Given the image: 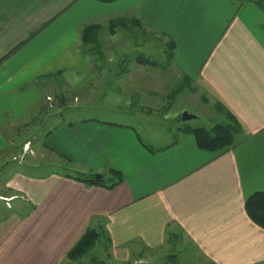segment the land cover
Wrapping results in <instances>:
<instances>
[{"label":"crops","instance_id":"1","mask_svg":"<svg viewBox=\"0 0 264 264\" xmlns=\"http://www.w3.org/2000/svg\"><path fill=\"white\" fill-rule=\"evenodd\" d=\"M125 14L166 45L173 41V73L239 120L243 133L232 146L201 149L178 130L174 141L154 147L133 123L66 118L76 99H58L70 110L50 120L48 79L64 77L78 90L100 71L82 49L83 27ZM0 59V200L13 209L0 216V264H65L92 226L106 230L120 264L133 253L148 259L169 236L192 245L196 264H264V228L245 208L264 191L263 7L250 0H0ZM142 69L116 71L143 76ZM42 101L51 123L34 134L32 114ZM39 155L61 166L65 156L74 169L105 178L115 169L124 180L110 188L58 171L37 174L29 169L45 165ZM169 260L176 264L177 253Z\"/></svg>","mask_w":264,"mask_h":264},{"label":"rangeland","instance_id":"2","mask_svg":"<svg viewBox=\"0 0 264 264\" xmlns=\"http://www.w3.org/2000/svg\"><path fill=\"white\" fill-rule=\"evenodd\" d=\"M108 20H105L104 25H107ZM101 35L103 36L105 57L98 62L99 66L103 68L90 83L93 84L84 85L82 88L74 90L64 77L56 76L54 79H48L50 84H46L44 87L45 99L49 101L48 107L45 108L46 103L42 101L41 107L33 110L32 131L34 134L38 133L41 125L43 127L48 122L51 123L46 119L47 114L43 112L45 109L51 120L57 111L69 112L70 104L69 107H66V104L75 99L79 101L72 104L79 107L73 108L71 115H66V118L96 117L102 120L133 123L138 126L142 139L154 147L168 144L181 136L183 133H179L178 128L182 125L212 128L226 119V114L219 111L214 103L206 100L194 83H188L185 88L180 90L179 83L181 84L182 79L186 78L173 73L174 61L172 58L167 59L166 57L168 45L162 35L157 34L149 27L141 29L136 27L135 34L123 27L119 28L116 34H110L107 29H104ZM140 54L156 61L157 65L137 63L136 57ZM140 67L147 72L143 76L136 73L121 77L116 71L121 68L137 69ZM161 70L164 73L159 75ZM163 82L165 85L159 86ZM174 96L175 99L172 100ZM58 99L64 100L66 104L58 107L56 104ZM129 102L130 105H128ZM184 111L195 115V117L183 120L181 114L183 115ZM22 128V125L19 126L18 132L24 131ZM38 137H41V134ZM24 148L29 150L31 147L27 144ZM36 159H43L45 165L38 169L30 168L31 172L37 174H46L51 171L76 173V170L67 162L61 166L40 155ZM47 162L49 163L46 164ZM11 165L18 164L12 162ZM14 208L16 209L15 205ZM12 210L8 209L5 202L0 200V216L8 214ZM191 246L187 242L179 244L176 237L169 236L168 242L150 253L148 259L138 260L137 254L133 253L128 264H173L169 257L175 253L179 258L176 264H196L193 259L196 256V251ZM94 257L103 261V264H120L111 256L106 233H103L100 242L90 253L81 257L74 264H96L93 261ZM69 263L66 261L65 264Z\"/></svg>","mask_w":264,"mask_h":264},{"label":"trees","instance_id":"3","mask_svg":"<svg viewBox=\"0 0 264 264\" xmlns=\"http://www.w3.org/2000/svg\"><path fill=\"white\" fill-rule=\"evenodd\" d=\"M104 2H112L115 0H100ZM261 7L264 8V0H250ZM125 28L131 33H136V27L138 29L142 28V21L135 15H118L116 17H111L107 25L98 22H91L86 24L82 30V49L84 53L90 55L95 60L96 68L101 70L103 67L99 66V61L105 57V47L102 39V31L107 29L110 34H116L119 31V28ZM174 48L175 45L171 41L167 46L166 57L167 59H173L174 57ZM3 59V58H2ZM0 59V63L2 61ZM136 62L142 65H153L156 66L157 62L153 61L151 58L146 57L144 54H140L136 57ZM45 78V76L39 77V79ZM190 78L182 79L180 85V90L185 88V85L191 83ZM219 111H223L221 107H217ZM182 118V114H181ZM178 130L184 133L193 134L198 146L201 149L210 150V151H220L225 148L232 146L238 139V137L243 133V128L239 120L228 111L226 113V119L223 122L217 123L212 128L206 127H193L189 124L182 125ZM151 148V147H150ZM63 156V155H62ZM68 164H71V160L63 156ZM76 170V169H75ZM114 175V178H105L98 180L95 178V173H86L80 170H76L75 174L65 173L66 175L72 176L73 178L88 183V184H97L107 187H114L124 180V175L121 171L110 169V172ZM246 212L249 217L259 226L264 228V191H256L252 193L245 202ZM103 233H106V230L98 229L94 226L88 228L86 233L82 238L68 251L66 255V261H69V264H74L81 257L90 253L100 242ZM107 240L111 244V237L107 234ZM65 261V263H66ZM94 263L103 264V261L93 258Z\"/></svg>","mask_w":264,"mask_h":264},{"label":"water","instance_id":"4","mask_svg":"<svg viewBox=\"0 0 264 264\" xmlns=\"http://www.w3.org/2000/svg\"><path fill=\"white\" fill-rule=\"evenodd\" d=\"M193 117H195V115L189 114L187 111H184V112H183V115H182L183 120H185V121H186V120H190V119H192ZM95 178L98 179V180H100V179L103 178V175L100 174V173H96V174H95Z\"/></svg>","mask_w":264,"mask_h":264}]
</instances>
